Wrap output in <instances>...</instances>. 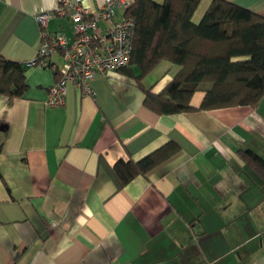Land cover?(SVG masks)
<instances>
[{"label":"crops","instance_id":"0c3cea01","mask_svg":"<svg viewBox=\"0 0 264 264\" xmlns=\"http://www.w3.org/2000/svg\"><path fill=\"white\" fill-rule=\"evenodd\" d=\"M227 1L264 17V0ZM82 4L95 12L103 0ZM56 6L0 0V56L34 59L35 16ZM47 32L72 39L73 24L54 16ZM47 63L28 68L22 98L0 96V264H264V173L245 155L264 162V96L254 109L157 115L135 80L115 71L90 82L94 97L69 84L64 106L52 108L45 100L62 61ZM178 70L162 62L143 86L159 93ZM169 145L176 150L145 176L122 183L117 161Z\"/></svg>","mask_w":264,"mask_h":264},{"label":"trees","instance_id":"16d2710c","mask_svg":"<svg viewBox=\"0 0 264 264\" xmlns=\"http://www.w3.org/2000/svg\"><path fill=\"white\" fill-rule=\"evenodd\" d=\"M202 0H131L123 17L134 21V37L127 67L117 70L133 78L143 91V105L157 115H176L237 106L256 108L264 96V17L227 0H212L202 18H192ZM179 67L159 93L143 80L160 63ZM25 64L0 56V96L22 98L27 91ZM137 70V74L133 71ZM204 88V89H203ZM203 89L199 107L193 95ZM165 146L138 162L119 160L115 171L123 184L145 176L174 152ZM245 155L264 173V162Z\"/></svg>","mask_w":264,"mask_h":264},{"label":"built area","instance_id":"2783aa9c","mask_svg":"<svg viewBox=\"0 0 264 264\" xmlns=\"http://www.w3.org/2000/svg\"><path fill=\"white\" fill-rule=\"evenodd\" d=\"M83 1L57 0L52 12L40 11L35 16L41 42L35 58L25 66L47 67L53 55H59L62 61L60 77L47 91V107L64 106L69 84L80 88L83 96L94 97L90 82L96 76L106 77L129 64L135 24L130 18H114L115 10L122 9L124 13L131 0H103L95 12L85 8ZM54 16L67 17L72 22V39L62 32H47Z\"/></svg>","mask_w":264,"mask_h":264}]
</instances>
